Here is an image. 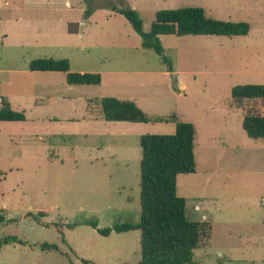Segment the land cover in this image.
<instances>
[{"label": "rangeland", "instance_id": "1", "mask_svg": "<svg viewBox=\"0 0 264 264\" xmlns=\"http://www.w3.org/2000/svg\"><path fill=\"white\" fill-rule=\"evenodd\" d=\"M186 6L250 30L161 35L158 54L119 13L133 10L148 31L157 11ZM38 58L67 59L100 84L30 71ZM239 84L264 85V0H0V89L27 120L17 133L0 124V145L19 142L0 151V264L136 263L139 230L98 229L138 223L139 137L172 134V119L196 129L195 172L178 175L177 195L186 218L211 224L194 262L264 264V139L241 125L264 116V99L235 102ZM109 96L133 101L148 121L105 120L99 101Z\"/></svg>", "mask_w": 264, "mask_h": 264}, {"label": "trees", "instance_id": "2", "mask_svg": "<svg viewBox=\"0 0 264 264\" xmlns=\"http://www.w3.org/2000/svg\"><path fill=\"white\" fill-rule=\"evenodd\" d=\"M90 9L86 10L89 15ZM141 37V46L161 54V35L245 36L250 30L246 21H231L209 17L201 7H178L156 12L148 31H143L138 15L130 9L119 11ZM30 71H58L65 73L68 85H99V73L70 72L67 59L38 58L28 64ZM231 97L239 103L243 99H264V85L239 84L231 88ZM103 118L107 121L147 122V116L131 100L103 97L99 101ZM174 118V117H172ZM24 111L15 110L6 99L1 100L0 122L24 121ZM172 134H143L139 137V221L136 224L118 223L112 228L98 229L102 235L111 231L139 230L140 257L133 264H196L194 253L208 245L211 224L190 220L185 216L186 200L177 195V177L195 172L194 140L196 129L191 122L172 119ZM242 129L251 139H264V116L247 115ZM40 215L43 212H39ZM93 227L96 222L90 221ZM13 241L14 239H8ZM7 242V240H5ZM41 248H56L42 243ZM73 264V263H71Z\"/></svg>", "mask_w": 264, "mask_h": 264}, {"label": "crops", "instance_id": "3", "mask_svg": "<svg viewBox=\"0 0 264 264\" xmlns=\"http://www.w3.org/2000/svg\"><path fill=\"white\" fill-rule=\"evenodd\" d=\"M4 4L5 5H7L8 4V2L7 1H5L4 2ZM70 6V5H69ZM80 11H82L81 9H80ZM70 24H78V23H76L75 21H68L67 22V31L68 32H71V33H77V27H73V30H70L69 29V25ZM75 26V25H74ZM32 72H38V71H32ZM47 72H50V71H47ZM52 72V71H51ZM66 81V80H65ZM2 99H6L7 101H8V99L4 96V94L2 93V90L0 89V106H1V100ZM9 102V101H8ZM54 102V101H53ZM10 103V102H9ZM10 105H11V107L13 108V109H15V110H17V109H22L21 108V106H13L11 103H10ZM20 111V110H19ZM23 111V110H22ZM7 123V124H9V126H12L11 128H12V131H13V133H17L16 131H18V130H16V129H18V124H24V123H26L27 122V120L25 119L24 121H2V122H0V124L1 123ZM8 144H9V150H7L4 146H6V145H8V144H3V145H0V151H1V149H3L4 148V153L6 152V151H9V153H11V152H13L14 151V148H16L17 146H19V142L17 141V139L16 138H11L10 136H8ZM16 140V141H15ZM18 153H20V151L18 152ZM196 209H198V206H196Z\"/></svg>", "mask_w": 264, "mask_h": 264}]
</instances>
